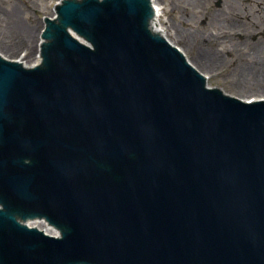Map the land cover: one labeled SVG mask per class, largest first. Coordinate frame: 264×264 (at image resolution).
I'll list each match as a JSON object with an SVG mask.
<instances>
[{
    "label": "water",
    "instance_id": "95a60500",
    "mask_svg": "<svg viewBox=\"0 0 264 264\" xmlns=\"http://www.w3.org/2000/svg\"><path fill=\"white\" fill-rule=\"evenodd\" d=\"M64 1L45 67L43 39L0 59V264H264V101L208 88L148 0Z\"/></svg>",
    "mask_w": 264,
    "mask_h": 264
},
{
    "label": "rangeland",
    "instance_id": "374dc122",
    "mask_svg": "<svg viewBox=\"0 0 264 264\" xmlns=\"http://www.w3.org/2000/svg\"><path fill=\"white\" fill-rule=\"evenodd\" d=\"M151 1L148 0L150 11L155 13ZM61 2L0 0L2 54L8 59L25 55L28 62L34 61L36 44L44 29L42 19L54 17ZM157 4L161 25L166 30L165 39L185 47L191 59L199 49L218 54V63L207 68L214 71L203 74L208 78L209 88L240 100L249 99L250 94L264 96V63L260 65L264 59V0H200L197 4L187 0H157ZM223 10L220 20L213 22V12L220 14ZM26 27L32 34L29 43ZM188 45H193V49Z\"/></svg>",
    "mask_w": 264,
    "mask_h": 264
},
{
    "label": "bare ground",
    "instance_id": "6f19581e",
    "mask_svg": "<svg viewBox=\"0 0 264 264\" xmlns=\"http://www.w3.org/2000/svg\"><path fill=\"white\" fill-rule=\"evenodd\" d=\"M153 1V9L155 10V13H151V16H152V21H153V26H154V29L159 33L161 34L164 38L166 37V30L165 28L161 25V22H160V10H159V5L157 4V0H152ZM187 1H193L194 3H198L200 2V0H187ZM226 1H232V2H236L237 0H226ZM243 1V0H242ZM213 14L215 15L214 19H213V22L217 23L219 20H220V17L221 15H224V10L219 14L217 13L216 11L213 12ZM52 20H54V17H50ZM222 26V23L220 24ZM26 29L28 30V28L26 27L25 28V31ZM26 36H27V39H26V42L29 43L30 41V38H31V32L30 31H26ZM263 33H264V30H263ZM42 40V39H41ZM169 40V39H168ZM169 42L174 45L178 50L179 52L184 56V58L186 59V61L191 65L193 66L200 74H205V73H212L214 70H207L214 67V64L218 61H219V56L217 53H214V52H206L205 50L203 49H199L196 51V55H194V57L191 59L189 58L188 56V52H187V49L185 47H180L178 46L175 42L169 40ZM38 43V42H37ZM39 44H40V41H39ZM38 44L39 46V49H40V45ZM194 45V44H193ZM193 45H188L189 48H192ZM38 46L36 44V49H38ZM263 47L262 45L260 46V48ZM193 49V48H192ZM4 53V52H3ZM0 54H2V52L0 51ZM4 57H7L5 54H2ZM3 56L0 55V57L3 58ZM28 58V57H27ZM27 58H23L22 60H20V62L22 63H30V68L31 67H38L40 66L39 64V61H38V58H37V55L35 54L34 56V61H31V62H28L26 61ZM204 59V60H203ZM25 60V61H24ZM256 63V61H255ZM254 63V65H256ZM264 63V59L261 60L260 62V65H262ZM253 65V67H254ZM202 67H205L206 69L203 70ZM208 79V78H207ZM255 96H263V95H257V94H250L249 96H247V98L249 99H245V101L247 102H257L259 99H264V98H254ZM264 97V96H263Z\"/></svg>",
    "mask_w": 264,
    "mask_h": 264
}]
</instances>
